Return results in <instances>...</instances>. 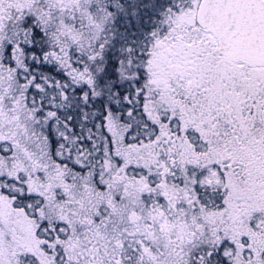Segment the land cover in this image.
Here are the masks:
<instances>
[{
    "label": "snow or ice",
    "instance_id": "6c2138e0",
    "mask_svg": "<svg viewBox=\"0 0 264 264\" xmlns=\"http://www.w3.org/2000/svg\"><path fill=\"white\" fill-rule=\"evenodd\" d=\"M0 264H264V0H0Z\"/></svg>",
    "mask_w": 264,
    "mask_h": 264
}]
</instances>
